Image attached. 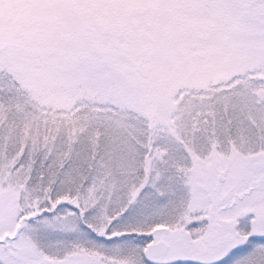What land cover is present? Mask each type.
Wrapping results in <instances>:
<instances>
[{
  "label": "snow or ice",
  "instance_id": "obj_1",
  "mask_svg": "<svg viewBox=\"0 0 264 264\" xmlns=\"http://www.w3.org/2000/svg\"><path fill=\"white\" fill-rule=\"evenodd\" d=\"M0 264H264V0H0Z\"/></svg>",
  "mask_w": 264,
  "mask_h": 264
}]
</instances>
